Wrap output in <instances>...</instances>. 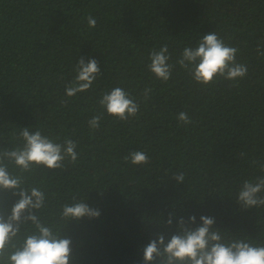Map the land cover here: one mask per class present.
<instances>
[{"label": "trees", "instance_id": "1", "mask_svg": "<svg viewBox=\"0 0 264 264\" xmlns=\"http://www.w3.org/2000/svg\"><path fill=\"white\" fill-rule=\"evenodd\" d=\"M212 32L237 47V62L248 67L237 87L220 78L205 88L175 64L185 47ZM165 44L175 64L166 83L147 67L150 52ZM261 53L264 0H0V166L19 181L0 186V217L9 221L22 192L44 194L42 207L12 222L19 232L0 264H11V254L39 234L30 215L71 241L69 264H145L144 248L160 235L167 242L181 234L179 220L188 224L192 215L193 228L201 216L214 218L212 230L225 241L264 244V205L238 201L245 180L264 178ZM80 58L97 60L102 75L69 98L65 87ZM115 87L140 104L136 118L119 121L101 107L102 95ZM145 88L153 90L148 101ZM181 111L191 125H181ZM95 115L102 119L93 131L88 121ZM25 128L53 138L62 154L72 139L77 162L65 156L55 169L18 166L6 153L24 150ZM131 151L147 153L151 163H126ZM81 202L99 216H63L65 205Z\"/></svg>", "mask_w": 264, "mask_h": 264}, {"label": "clouds", "instance_id": "2", "mask_svg": "<svg viewBox=\"0 0 264 264\" xmlns=\"http://www.w3.org/2000/svg\"><path fill=\"white\" fill-rule=\"evenodd\" d=\"M87 23L90 28L97 26V20L91 15L87 17ZM257 51L259 52V49ZM238 52L237 47L226 44L224 38L212 32L204 35L195 47H185L175 64L187 71L196 83L205 88L216 83L220 78L230 81L229 86L237 87L239 81L248 75L247 65L237 62ZM149 59L148 70L157 79L166 83L175 67V64L169 63L171 54L168 45L165 44L159 50L153 49ZM75 71L74 80L65 87V94L69 98L90 90L98 76L102 75L98 61L95 59L85 63V60L80 58ZM152 91L151 88L144 89L142 95L145 101L150 100ZM99 104L119 121L127 122L136 118L140 111V104L132 97L130 91L122 87H115L105 92ZM101 119L102 115L93 116L88 121L90 129L93 131L99 129ZM177 119L181 125L193 123L188 113L184 111L178 114ZM21 134L26 141L24 150L13 151L6 155L13 157L16 164L23 169H29L31 164L45 165L50 169L59 168L65 156L70 157L73 163L77 162V144L72 139H65L66 147H63L62 154V145L55 143L53 138L44 135L41 130L30 132L25 128ZM240 155L243 156L244 153ZM123 159L126 163L135 166L151 163L149 156L143 151H131ZM252 163H256L255 159ZM174 178L178 182H183L185 174L182 172ZM255 180L256 182L245 180L239 191L238 201L244 208L264 205V196L258 195L264 191V178L256 177ZM18 183L17 179L10 178L5 168L0 166V186L15 188ZM21 197L13 207L8 222H4L0 217V257L4 255L6 247L19 232V227L14 226L12 222H19L25 209L29 207L39 209L44 203V194L37 189L32 190L31 196L22 192ZM99 214L82 202L73 206L65 205L63 208L64 217L79 219L85 216L95 217ZM28 218L36 222L39 234L28 236L22 248L11 254V264H69L71 241L58 238L50 228L41 225L35 215H30ZM200 220L202 224L193 228L191 225L196 223L195 215L189 217L188 224L181 218L179 220L181 234L173 235L167 242L163 235L159 236L158 241L152 240L144 248L145 264H151L157 258L159 264H264V244H254L246 239L225 241L218 230H212L214 218L201 216ZM168 223H172L171 218Z\"/></svg>", "mask_w": 264, "mask_h": 264}]
</instances>
